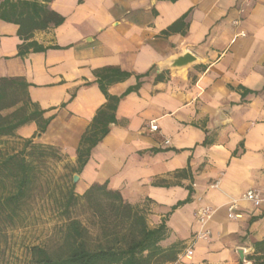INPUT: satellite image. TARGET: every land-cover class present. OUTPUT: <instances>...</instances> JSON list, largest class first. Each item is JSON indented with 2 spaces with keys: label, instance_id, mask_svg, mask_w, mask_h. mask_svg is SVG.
Returning a JSON list of instances; mask_svg holds the SVG:
<instances>
[{
  "label": "crops",
  "instance_id": "crops-1",
  "mask_svg": "<svg viewBox=\"0 0 264 264\" xmlns=\"http://www.w3.org/2000/svg\"><path fill=\"white\" fill-rule=\"evenodd\" d=\"M4 77L49 121L16 133L73 171L88 154L77 190L103 185L164 223L172 264H264V203L244 199L264 195V0H0Z\"/></svg>",
  "mask_w": 264,
  "mask_h": 264
},
{
  "label": "trees",
  "instance_id": "trees-1",
  "mask_svg": "<svg viewBox=\"0 0 264 264\" xmlns=\"http://www.w3.org/2000/svg\"><path fill=\"white\" fill-rule=\"evenodd\" d=\"M27 89L21 78H0V137L15 136L31 122L45 132L49 121L30 101ZM8 109L14 110L4 114ZM55 150L27 139L22 151L0 156V241L25 220L24 207L37 182L36 162L46 163ZM87 156H79L74 173L82 170ZM74 187L72 179L55 200L61 217L57 241L29 247V264H172L177 260L181 252L177 245H161L168 237L164 223L151 228L143 211L103 185H93L81 195ZM79 207L88 210L86 220L75 214ZM0 264L10 263L0 258Z\"/></svg>",
  "mask_w": 264,
  "mask_h": 264
},
{
  "label": "rangeland",
  "instance_id": "rangeland-1",
  "mask_svg": "<svg viewBox=\"0 0 264 264\" xmlns=\"http://www.w3.org/2000/svg\"><path fill=\"white\" fill-rule=\"evenodd\" d=\"M13 110L8 109L3 113L8 114ZM30 139L37 145L49 146L43 144L36 135ZM26 140L27 138L17 133L15 136L0 137V156L5 157L22 151ZM55 149V154L50 156L46 163L36 162L39 169L37 182L32 197L24 207L25 220L18 222L14 229L8 231L7 240L0 241V258L10 264H29V247L53 245L57 241L61 217L55 210V200L73 179L74 171L70 156L58 148ZM77 183L73 181L75 192L81 195L77 190ZM75 214L84 220L90 216L88 210L82 207H79Z\"/></svg>",
  "mask_w": 264,
  "mask_h": 264
},
{
  "label": "built area",
  "instance_id": "built-area-1",
  "mask_svg": "<svg viewBox=\"0 0 264 264\" xmlns=\"http://www.w3.org/2000/svg\"><path fill=\"white\" fill-rule=\"evenodd\" d=\"M151 130L152 131H157L158 130V125H152L151 126ZM244 199L250 203L253 204V206L255 208H259L263 205L264 203V195L262 193V191L257 190V189H251L249 191H247L244 195ZM235 205H233L230 210L231 213L229 214L230 218L235 217L234 213L232 212V210L234 209ZM213 215V211L208 208V207H202L198 210L197 212V220L199 223H201L202 225L206 224L212 217ZM187 257H191L193 255V249L192 248H188L185 254Z\"/></svg>",
  "mask_w": 264,
  "mask_h": 264
},
{
  "label": "water",
  "instance_id": "water-1",
  "mask_svg": "<svg viewBox=\"0 0 264 264\" xmlns=\"http://www.w3.org/2000/svg\"><path fill=\"white\" fill-rule=\"evenodd\" d=\"M196 59L194 57L193 54L191 53H186L184 55H181L179 57H177L176 59H173L171 61V67H182V66H186L192 62H194ZM38 137H41V133L38 134ZM79 180V176L78 175H74L73 177V181L74 183H77ZM243 259V256H241ZM246 262V261H244Z\"/></svg>",
  "mask_w": 264,
  "mask_h": 264
}]
</instances>
